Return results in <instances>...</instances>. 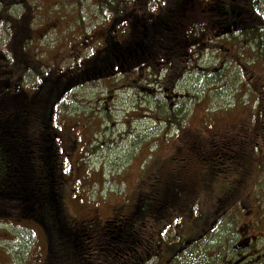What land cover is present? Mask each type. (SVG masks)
I'll use <instances>...</instances> for the list:
<instances>
[{
	"label": "rangeland",
	"instance_id": "obj_1",
	"mask_svg": "<svg viewBox=\"0 0 264 264\" xmlns=\"http://www.w3.org/2000/svg\"><path fill=\"white\" fill-rule=\"evenodd\" d=\"M177 1L134 0L114 10L142 9L152 19ZM205 1L183 0L187 6L192 3L188 16L196 21L185 30L187 44L169 68L154 64L150 70L142 69V76L121 71L92 81L66 96L54 114L56 128L68 134L65 141L73 146L68 151L63 202L75 223L103 224L115 215H127L140 190L146 193L159 185L158 176L162 183L177 178L173 170L183 171L181 166L190 170L178 204L167 210L169 216L181 214L182 219L171 223L160 217L163 221L154 226L159 229L160 248L152 247L151 260L144 264H224V259L239 258L234 246L242 239L254 237L253 244H264V49L260 53L255 45L262 41L264 46V39L217 35L206 21L223 18L220 6L226 0L207 10L210 13L202 8L207 7ZM257 1L258 8H264V0ZM102 4V0H19L12 6L13 15L31 34L22 51L37 64L29 76L21 73L16 78L20 88L33 94L34 74L46 68L59 72L92 58L107 49L108 37H128L129 21L112 29L115 15L101 9ZM26 26L13 29L23 32ZM11 27L0 29V50H6L4 34L14 33ZM171 111L182 121L170 118ZM227 135L233 142L243 140L244 148L238 143L236 149L254 152L256 158H249L246 168L231 170L232 175L206 177L197 156L187 153L199 143L210 148L211 138L224 141ZM198 203L200 211L192 208ZM148 228L140 229L144 237L152 234ZM204 230H210L205 237L181 248L183 238ZM170 242L179 249V256L171 260L165 255L171 252L166 247ZM46 255L47 236L38 222L29 217L0 218V264H44ZM256 257V253L248 256L243 264H259Z\"/></svg>",
	"mask_w": 264,
	"mask_h": 264
},
{
	"label": "trees",
	"instance_id": "obj_2",
	"mask_svg": "<svg viewBox=\"0 0 264 264\" xmlns=\"http://www.w3.org/2000/svg\"><path fill=\"white\" fill-rule=\"evenodd\" d=\"M102 1L101 9H108V14L115 15L114 22L111 23L112 29H115L116 23L125 24L129 21L128 37L125 40L108 37L107 49L92 58L87 56L73 66L60 68L56 73L46 68L41 74H34L36 82L33 94L20 88L19 80L16 81L21 73L25 77L29 76L28 71L37 65L34 60L27 58L26 50L22 51V48L26 49L31 34L26 24H22L23 20L16 16L10 15L3 19L12 25L11 29L26 27L23 32L13 29L14 33L4 34L6 50H0V218L29 217L44 228L47 236L44 264L149 263V250L152 247L160 248L161 245L159 229L154 228L162 220L160 217L166 219L163 222L171 223L182 219L181 214L169 216L167 212L170 207L178 204L179 195L185 189V185L182 189L173 183H178L179 180L183 182L190 177V170L182 166L180 169L183 171L173 170L177 178L171 177L172 179L160 183L158 176L157 187L154 184L146 193L140 190L127 215H115L103 224L94 220L75 223L65 212L63 186L68 179V151L73 146L65 141L68 134L64 131L62 135L56 128L54 114L57 106L71 92L92 81H100L116 73L122 74L121 71L130 74L136 71L141 75L142 69L150 70L154 64L163 65L165 68L171 66L174 57L182 53L181 49L189 39L185 30H191L190 25L193 20L196 21L188 16L191 9L188 6L192 3L189 2L187 6L183 0L175 2L173 15L169 12L170 18L155 19L148 18L142 9L130 13L114 10L121 7V3L131 4L134 0ZM257 2L232 0L230 7L220 9L223 18L216 17L212 21L208 17L206 24L209 27L212 25L211 31L217 35L222 32L242 37L256 35L255 40H263L264 8H258ZM204 12L210 13L207 10ZM194 26L197 27V24ZM255 45L263 53V42H255ZM169 117L174 121H182L175 111H171ZM233 134L236 135H230ZM226 137L228 138H224V141L222 137L219 140L216 137L211 138L212 147L199 143L193 153H187V157L197 156L200 160L203 175L211 170L212 178L215 173L216 176L225 175V156L236 151L245 153V149H236V144L240 141L233 142L229 135ZM256 150L258 151V146ZM204 155L207 160L202 159ZM187 162L189 165V161ZM227 167L236 171L239 168L236 164H228ZM227 174L232 175L231 171ZM197 206L193 205L192 208ZM224 208L222 206L220 211ZM152 219L151 223L149 220ZM145 222L147 224L142 226ZM147 225L150 226L148 233L152 234L144 237L140 229ZM181 246L184 247V238ZM166 247L171 250L165 254L170 257L169 260L179 256V249L173 242ZM169 260L166 259L167 262Z\"/></svg>",
	"mask_w": 264,
	"mask_h": 264
},
{
	"label": "flooded vegetation",
	"instance_id": "obj_3",
	"mask_svg": "<svg viewBox=\"0 0 264 264\" xmlns=\"http://www.w3.org/2000/svg\"><path fill=\"white\" fill-rule=\"evenodd\" d=\"M18 2H19V0H0V29H2V28L5 29L6 25L9 24L8 22H4L3 19L9 18V16L11 15V10L13 8L12 6ZM205 2H206L207 7H202V8L204 10H209V11L211 10V8H214L215 6L218 7L220 4V0H206ZM3 4H5L7 6L4 7ZM230 4H232V0H226V5H221L220 8L223 9V7H230ZM172 8H173V6H167V8H163L160 13L155 15L154 18H161V17L170 18L169 12L172 13V15L174 13ZM225 17H226V15H225ZM228 17L231 18V16H228ZM176 21H177V19H175V22ZM212 21H215V20H212ZM176 27H177V25L175 24L174 28H176ZM126 38L123 37V40H125ZM107 41L109 42V39ZM206 158H207V156H205V155L202 157V159H204V160H207ZM225 158H227V159H225L223 161V164H224V167L226 169L224 170L223 174H227V172L231 171V169H229L227 167L228 164H236L237 167L246 168V163H247L248 159L249 158H256V155H254V152L245 151V153H244L241 151H236V152L232 153V155H226ZM231 158H237V159L239 158V160H233L232 161V160H230ZM252 163H255V161L253 160ZM237 167H235V168H237ZM227 168H228V170H227ZM230 168H231V166H230ZM237 169H239V168H237ZM211 172H212V170H211ZM211 172L208 171L207 172L208 174H206V175L210 176ZM188 180H190V178H188L187 180H185L183 182H180V180H179V181H177L179 184L173 183V185L176 184L177 187L183 188V186L185 184H188L187 183ZM200 210H202V209L197 206V211H200ZM190 216H192V214ZM198 216H199V214H198ZM194 222H195V220L194 221L191 220V223L195 227ZM214 223H212V224H214ZM199 225H200V223H199ZM199 225H198V227H199ZM212 227H213V225L211 226L210 229H212ZM209 231H207V230L199 231L200 233L196 234V235H194V233H193L192 235L184 238V243L194 245V243H196L200 238L205 237ZM249 236L251 237V235H249ZM251 239L250 238H244L235 244L234 247L236 249V253L239 255V258H241V259H239L237 257H234L233 259H227V260L224 259L225 260L224 264H243L244 261L248 259V256H252L254 253H256V255H257V257H256L257 262H259V264H264V249L261 250L263 248L264 244H258L256 242V245H255V244H253L252 241H253V239L256 240V238L253 237L252 241H251ZM257 245L259 246L258 249L256 247ZM229 246H230L229 243L224 245L225 251ZM259 250H261V251H259ZM155 253H158V252L155 251ZM152 254L153 253H151V254L148 253V255L150 257Z\"/></svg>",
	"mask_w": 264,
	"mask_h": 264
}]
</instances>
